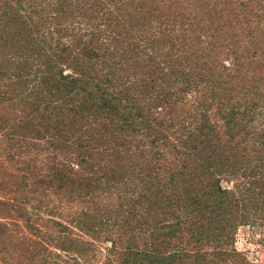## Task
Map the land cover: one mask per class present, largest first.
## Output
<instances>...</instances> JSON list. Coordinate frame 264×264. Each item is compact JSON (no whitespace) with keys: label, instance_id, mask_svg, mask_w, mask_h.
Wrapping results in <instances>:
<instances>
[{"label":"trees","instance_id":"obj_1","mask_svg":"<svg viewBox=\"0 0 264 264\" xmlns=\"http://www.w3.org/2000/svg\"><path fill=\"white\" fill-rule=\"evenodd\" d=\"M11 2L0 5V264H48L31 212L53 166L35 142L102 184L137 171L141 148H160L146 182L204 191V202L178 198L204 211L199 244L264 205V0ZM77 142L103 143L96 152L110 156L128 145L138 156L131 168L103 160L93 170L82 167L96 161L91 148ZM134 254L166 261L156 250ZM192 258L203 264L200 252Z\"/></svg>","mask_w":264,"mask_h":264},{"label":"rangeland","instance_id":"obj_2","mask_svg":"<svg viewBox=\"0 0 264 264\" xmlns=\"http://www.w3.org/2000/svg\"><path fill=\"white\" fill-rule=\"evenodd\" d=\"M5 1L8 0H0V5ZM16 5L12 0L11 10ZM1 11L2 8L0 18ZM37 65L28 64L27 67H32L27 71L30 73L28 80L34 78L31 74L35 73ZM31 85L32 82L22 83L27 88ZM17 88L21 89L20 83ZM33 145L31 149L38 150L37 156H48V167L53 166L42 204L31 212L35 240L41 246L48 240V264H145L137 261L134 253L148 254L152 250L160 253L165 264H196L197 260L192 258L196 251L204 256L203 264H264V205H248L242 212L243 219L226 220L225 232L202 236L199 244L196 229L205 222L204 211L197 212L187 201L179 204L178 198L183 194L204 202V191L196 187L181 192L175 186L146 182L149 171L155 172L154 153L162 155L160 148H141L142 155L135 163L137 171H127V174L118 175L120 179L102 184L95 176H89L88 167L64 166L61 157L51 159V147L45 142ZM77 145L91 148L92 160L96 158V161L82 167L90 165L93 170L102 166L103 160L110 161L111 165L117 161L120 167L131 168L129 160L135 161L133 157L137 154L133 156V150L126 144L118 147L114 156L108 151L96 152V147H107L103 143L77 142ZM52 174H56V178L64 174L66 182L56 184ZM130 174L134 175L128 177ZM207 181L203 179V183ZM179 250L185 252V259L167 258Z\"/></svg>","mask_w":264,"mask_h":264}]
</instances>
